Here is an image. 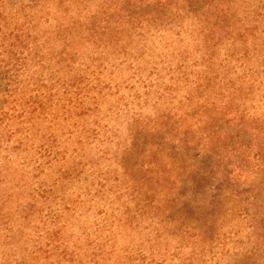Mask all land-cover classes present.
Instances as JSON below:
<instances>
[{"label": "trees", "instance_id": "16d2710c", "mask_svg": "<svg viewBox=\"0 0 264 264\" xmlns=\"http://www.w3.org/2000/svg\"><path fill=\"white\" fill-rule=\"evenodd\" d=\"M245 4L0 0V264H264Z\"/></svg>", "mask_w": 264, "mask_h": 264}, {"label": "rangeland", "instance_id": "374dc122", "mask_svg": "<svg viewBox=\"0 0 264 264\" xmlns=\"http://www.w3.org/2000/svg\"><path fill=\"white\" fill-rule=\"evenodd\" d=\"M245 5L246 6H250V7L253 8V14H247V10H245V7L241 6L240 9L237 11L238 12V16L242 17L243 19H245L248 22H249V20H253V19H255V21H258L257 25H258L259 28L263 29V34L262 35H264V0H246V4ZM117 75H118V73L116 74V77H117V79H119V76H117ZM122 77H126V75H124ZM184 156L188 160L191 159L190 157H188V153H185ZM203 159H205V158H203ZM258 177H260V179H262L264 181V172L263 173H259ZM227 206H228V208H232L233 207L234 210L236 212H238V206L235 203H231V204L228 203ZM242 225H244V226L241 229V232L238 235H234L233 236L234 237L233 241L235 242V245H239L241 241H245L244 240L245 239V235H246L247 230L249 229V227H248V224H246V223H243ZM235 238H238L239 242H236ZM231 247L232 246L230 245V249L232 250ZM231 253L232 252H230V254Z\"/></svg>", "mask_w": 264, "mask_h": 264}]
</instances>
